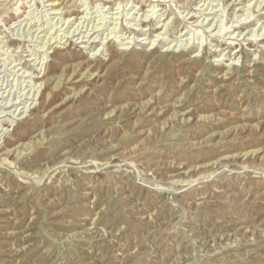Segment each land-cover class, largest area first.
Instances as JSON below:
<instances>
[{
    "label": "rangeland",
    "instance_id": "obj_1",
    "mask_svg": "<svg viewBox=\"0 0 264 264\" xmlns=\"http://www.w3.org/2000/svg\"><path fill=\"white\" fill-rule=\"evenodd\" d=\"M259 1L0 0V264H264Z\"/></svg>",
    "mask_w": 264,
    "mask_h": 264
},
{
    "label": "bare ground",
    "instance_id": "obj_2",
    "mask_svg": "<svg viewBox=\"0 0 264 264\" xmlns=\"http://www.w3.org/2000/svg\"><path fill=\"white\" fill-rule=\"evenodd\" d=\"M154 1H156V0H154ZM263 1L264 0H262V1H259V2H262L263 3ZM53 5H55V3H53ZM66 5V4H65ZM152 7V6H151ZM53 10V13H58L57 11L59 10L58 8H55V9H52ZM153 10L154 9H152L151 10V17H153L154 15H155V13L153 12ZM147 12V11H146ZM20 15V14H19ZM142 16H143V18L145 19V18H147V17H149V16H147L146 14H141ZM159 16V18L162 16V14L161 15H158ZM134 19H136V18H134ZM144 19H140V18H138V21L139 22H145L146 20H144ZM164 19H166V17L164 18ZM164 19H162V20H160L159 19V21H163ZM61 20V19H60ZM64 20V19H63ZM68 19H65V23H66V21H67ZM202 20H206L205 19V17L202 19ZM62 23H64L63 21H62ZM59 24V23H58ZM166 25L167 24H162L158 29H162V27H166ZM263 28V27H262ZM75 30V29H74ZM74 30H72V33H73V31ZM89 30H91V29H89ZM141 30V29H140ZM264 30V29H263ZM263 30H261L262 31V33H264V31ZM70 31V30H69ZM76 31V30H75ZM145 31V30H144ZM195 31V30H194ZM197 31V30H196ZM195 31V32H196ZM71 32V31H70ZM141 32H143L142 30H141ZM94 33H96V35H97V31L96 30H94L93 31V33L92 34H94ZM69 34V33H68ZM142 34H145V33H142ZM158 34H161V32H158L157 33V35ZM260 34V33H259ZM76 35V34H75ZM78 35V34H77ZM80 35V34H79ZM94 36V37H92L91 39H94V40H91V42H90V45H92L94 42H95V38L97 37V36ZM82 36V35H81ZM260 36H261V40L263 39L264 40V37H262L263 35L262 34H260ZM50 38H52V37H50ZM79 38V37H78ZM231 40L232 39H234V38H230ZM47 40V39H46ZM48 41H49V39H48ZM47 41V42H48ZM87 42H88V40H87ZM53 43H55V42H53ZM57 43V42H56ZM150 45L152 46V45H154V43H153V40H151L150 42ZM55 48H60V46H56L55 45ZM152 49V48H151ZM128 49L126 48V47H123V48H118L116 51H114V52H112L111 54H110V56L112 57L113 55H117V56H122L123 54H125V52L127 51ZM166 51H167V49H166ZM151 54V53H150ZM192 57L193 58H196V57H199V54L198 53H196V51L192 54ZM94 61H96V59L94 60ZM93 62V60H87V61H85V62H80V63H77V64H74V65H72V66H69V67H65V68H63L62 70H60V73L57 75V76H54V77H46V76H42L43 77V81H41V83H39V85H42L43 86V89L42 90H46V91H48V93L47 94H44V92H43V94L45 95V97H47V96H49V95H51L52 94V92L53 91H55V90H57V89H59L65 82H67V83H70L72 80H74V79H76V78H80V79H86V81L87 80H89V81H91L92 79H94V78H96L97 76H98V74H96V71H94V70H92V66L93 65H90L91 63ZM235 65L234 64H232L230 67H228L225 71H224V73L222 74V76H230V75H232L233 73H234V71H235ZM31 77V76H30ZM30 82V81H29ZM33 84V83H32ZM81 89L79 90V89H76V88H74L73 90H72V95H69V96H66L65 97V99H64V102L63 103H65V101H69L70 99H77L79 96H80V94H81ZM40 92H42V91H40ZM33 95V94H32ZM29 97V96H28ZM6 107V106H5ZM38 108V107H37ZM30 111V113H31V110H29ZM186 115H187V112L186 113H181V114H178L177 113V115H176V117H177V119H187L186 118ZM200 118H202V119H206V118H208V116H201ZM41 135V134H40ZM39 135V136H40ZM41 138H43V134L40 136V139ZM38 140V139H37ZM35 138H32L31 140H29L28 142H25V143H17V144H15L14 146H11V147H7V144H8V142H4L3 143V146H0V164H9V165H12V164H16L17 163V161H18V159L22 156V155H24L26 152H28L32 147H34V146H36L38 143H39V140L37 141ZM256 152V150H254V151H251L249 154L247 153V154H243L242 155V157H244V158H246V156H251L252 155V153H255ZM10 157H12L11 159H10ZM20 179V178H19ZM23 181V180H22Z\"/></svg>",
    "mask_w": 264,
    "mask_h": 264
}]
</instances>
